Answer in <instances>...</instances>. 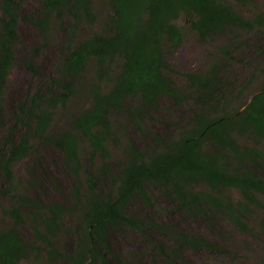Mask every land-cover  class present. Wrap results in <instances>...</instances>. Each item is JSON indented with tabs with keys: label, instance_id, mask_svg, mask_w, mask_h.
I'll return each instance as SVG.
<instances>
[{
	"label": "trees",
	"instance_id": "trees-1",
	"mask_svg": "<svg viewBox=\"0 0 264 264\" xmlns=\"http://www.w3.org/2000/svg\"><path fill=\"white\" fill-rule=\"evenodd\" d=\"M237 1L249 11L224 0H40L34 13L25 15V0H0V197L10 195L14 202L2 211L12 221L0 226V264L39 263L44 247L51 264H126L111 243L113 233L124 231L140 234L169 264H188L189 249L229 252L176 224L132 212L137 202L157 206L154 190L185 219L212 223L226 216L241 230L252 231L254 210L264 209V84L249 98L238 93L236 102L233 60L244 45L243 34L264 35V10L256 0ZM184 14L202 44L227 40L223 59L211 54L199 71L180 72L170 64L167 54L184 42L176 23ZM22 20L41 36L23 65L47 82L16 101L8 118L5 102ZM88 27L94 30L86 32ZM57 30L64 40L49 76L38 59ZM258 51L264 65V48ZM92 62L94 77L88 78ZM258 71L264 82V66ZM174 73L183 77L182 87ZM161 98L189 109L159 136L145 124L158 112ZM72 103L78 105L74 111ZM59 113L67 115L65 122H59ZM120 116L143 134L144 147L122 134ZM123 139L125 148L116 155L112 147H120ZM37 144L63 154L75 178L67 204H47L21 192L24 182L16 166L32 156ZM98 159L99 175L84 172L86 161ZM112 160L116 168L110 167ZM26 216L32 242L21 232ZM150 229L169 241L153 237ZM61 233L70 240L62 244ZM260 234L264 238V220Z\"/></svg>",
	"mask_w": 264,
	"mask_h": 264
},
{
	"label": "rangeland",
	"instance_id": "rangeland-1",
	"mask_svg": "<svg viewBox=\"0 0 264 264\" xmlns=\"http://www.w3.org/2000/svg\"><path fill=\"white\" fill-rule=\"evenodd\" d=\"M224 1L233 4L241 12L247 13L249 11L237 0ZM256 1L259 2L260 7L264 10V0ZM39 6L40 0H25L24 14L32 15ZM176 23L184 31V42L176 53H168L167 59L178 71L187 72L204 69L209 64L211 54H214L218 59L224 58L222 48L227 44L226 39H217L212 43L202 44L198 40L197 34L191 29L190 20L186 14L181 16ZM96 28L98 29L99 26ZM93 30L94 28L88 27L86 32ZM19 32L21 42L17 48L18 61L12 71V83L5 102L8 118L11 117L16 101L21 100L26 94L38 90L47 82L45 77L32 75L23 65V60L30 56V50L40 45V33L30 22L25 20L20 22ZM240 38V40L244 41V45L238 49L233 60L235 75L238 78L236 85L239 89V92L235 94L236 102L239 100L238 93L242 92L244 99L249 98L253 93L258 92L264 84L261 73L258 71L264 66L259 63L260 60L258 59L259 47L264 48V35L255 32L243 34ZM62 40H64V35L61 31L53 32L50 46L41 53L38 59L46 75L51 76L55 71L54 68L59 60ZM256 67H259V69H256ZM94 72V63L92 62L86 77L93 78ZM253 74L254 79H252ZM174 79L178 86H183L184 79L181 75L174 73ZM70 106L71 111H74L78 105L72 103ZM188 109V107L174 108L168 99L161 98L158 112L153 119L146 121L145 126L155 134L162 136L169 131L173 124H179L183 115L187 114L186 111ZM66 117V114L59 113L57 119L60 123H63ZM118 122L124 136L134 140L141 147L146 145L143 134L130 125L123 116L118 118ZM247 143L253 144V141H247ZM116 146L112 147V152L117 155V153L121 152L120 149L125 148V140L123 139L120 147ZM261 147L264 148V143H262ZM87 149V144L84 143L83 155H85ZM85 159L86 157L84 156ZM85 163L84 172L99 175V169L102 166L100 159L92 163L87 161ZM110 164L112 165L110 166L111 168H116L117 166L116 160L110 161ZM16 173L18 178H21L24 182L21 192L26 195L38 196L47 204H67L71 199L75 178L66 169L63 154L53 146L37 144L32 156L16 166ZM34 179L38 180V182ZM153 194L156 198L157 206L146 208L140 202H137L131 207L132 212L141 216L148 215L158 221L164 220L167 223L176 224L182 230L205 236L229 250L228 253H211L203 249L197 251L189 249L186 250V261L184 262L188 264H264V238L260 234L261 221L264 220V209L256 208L254 210L253 218L250 219L252 231L245 232L226 216H220L212 223L202 219H185L172 210L170 203L163 199L159 191L154 190ZM234 195L236 198L239 197L236 192ZM262 201L264 202V196H262ZM13 205L14 202L10 195L0 197V226L11 223L12 220L4 217L2 211L4 207ZM25 211L28 212L27 208H25ZM26 220V224L21 226V232L25 241L32 242L34 240L32 222L29 217ZM150 234L159 240L169 241L168 237H163L154 229H150ZM69 240L65 234H60L59 241H62V244ZM111 243L114 250L126 264H169L160 260L137 232L113 233ZM44 249L41 261L36 263L33 260H29L31 264H51L47 256L48 249L45 247ZM179 261L180 259L176 260L178 263ZM56 264L62 263L58 261Z\"/></svg>",
	"mask_w": 264,
	"mask_h": 264
}]
</instances>
